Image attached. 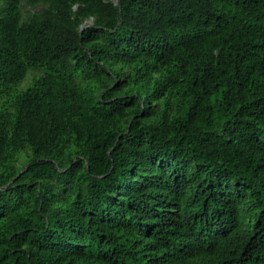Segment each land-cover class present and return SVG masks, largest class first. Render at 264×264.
<instances>
[{
	"label": "trees",
	"instance_id": "trees-1",
	"mask_svg": "<svg viewBox=\"0 0 264 264\" xmlns=\"http://www.w3.org/2000/svg\"><path fill=\"white\" fill-rule=\"evenodd\" d=\"M0 264H264V0H0Z\"/></svg>",
	"mask_w": 264,
	"mask_h": 264
},
{
	"label": "water",
	"instance_id": "water-1",
	"mask_svg": "<svg viewBox=\"0 0 264 264\" xmlns=\"http://www.w3.org/2000/svg\"><path fill=\"white\" fill-rule=\"evenodd\" d=\"M115 3L118 4V5H120V0H115ZM90 20H91V22H92L93 17H92ZM87 26H88L87 24H83L82 27H81V29L83 30V29H84L85 27H87Z\"/></svg>",
	"mask_w": 264,
	"mask_h": 264
}]
</instances>
